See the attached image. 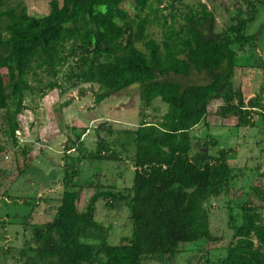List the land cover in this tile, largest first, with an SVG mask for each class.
<instances>
[{
  "label": "trees",
  "instance_id": "16d2710c",
  "mask_svg": "<svg viewBox=\"0 0 264 264\" xmlns=\"http://www.w3.org/2000/svg\"><path fill=\"white\" fill-rule=\"evenodd\" d=\"M124 2L132 15L122 8ZM235 8L220 31L201 0H49L41 16L28 15L20 2L0 11V130L23 159L31 149L17 143L18 116L48 92L62 95L82 84L96 85L97 104L135 86L143 109L154 99L167 107L152 122L140 114L133 129L97 124L95 132L103 137L94 141L93 151L82 145L87 130L70 128L73 140L61 153V194L56 200L34 199L35 204L53 200L54 208L42 209L53 210L51 220L31 224L25 218L28 236L22 235L13 253L0 245V264L8 259L13 264H175L179 255L194 250L191 246L209 244L206 205L233 188L229 160L236 147H218L209 136L191 138L190 131L208 126L211 103L214 114L233 117L236 128H264V79L248 99L233 82L236 66L244 68L236 64L238 53L248 48L251 57L255 51L257 34L245 30L258 8L264 11V0H239ZM257 63L251 68L264 74V62ZM191 76L204 82L176 80ZM85 159L124 160L132 169L131 185L115 188L94 178L79 183L75 163ZM240 188V199L226 200L230 239L215 264H264V189ZM99 199L108 211L119 203L127 208L129 232L116 243L107 241V230L95 221ZM207 263L204 257L202 264Z\"/></svg>",
  "mask_w": 264,
  "mask_h": 264
},
{
  "label": "rangeland",
  "instance_id": "374dc122",
  "mask_svg": "<svg viewBox=\"0 0 264 264\" xmlns=\"http://www.w3.org/2000/svg\"><path fill=\"white\" fill-rule=\"evenodd\" d=\"M48 1L0 0V11L20 2L26 7L28 15L41 16L48 11ZM201 1L212 12L218 31L222 30L234 17L235 6L239 5V0ZM122 8L132 15V9L127 2L122 4ZM151 30L157 35L155 29ZM245 33L257 34L255 51L252 52L251 57H248L251 51L248 48L238 53L236 64L244 68L236 66L233 82L241 87L243 97L248 99L253 94H257L258 85L264 79V74L259 69L251 68L258 64L259 60L264 62V11L261 8H258L255 19L247 24ZM246 66L248 69L245 68ZM176 80L181 84L204 82L202 78L194 76L188 79L178 77ZM96 90V85L82 84L62 95L56 91L48 92L42 99L28 104L27 110L18 116L20 130L17 135L18 144L30 146L31 152L26 160L9 145L0 130V147L3 148V151L0 150V233L3 231L4 234V238L0 239V245L10 249L12 253L20 247L22 235L28 236L27 226L24 225L25 218L29 219L28 223L31 224L43 223L52 218L53 210L47 209L46 213H42V209L45 206L54 208L53 200L35 204L34 199L37 196L41 198L48 196L56 200V197L61 194L63 181L61 153L64 144L73 140L74 135L70 128L75 127L78 133H80L79 129L80 131L86 129L82 137V145L88 151H93L94 141L97 137H103L100 132H95L97 124L106 122L114 129H133L140 121V114L146 122H152L167 109L166 105L158 99H154L150 107L143 109L139 105L135 86L111 95L97 104L93 102V92ZM64 102H67L66 106H62ZM208 109L206 118L208 126L198 125L190 131V135L191 138L197 136L198 139L209 136L218 147H236L229 160L233 175L230 183L233 184V188H230L226 195L211 199L206 205L212 237L209 244L199 243L195 247L191 246L190 249L194 250L179 255L175 264H202L204 257L209 260L207 264H215L216 260L223 256L222 247L230 239V232L226 228V200L238 198L241 186L244 191L248 190L250 184L264 189V128L258 125L253 128H236L233 117L224 119L217 117L212 103L209 104ZM114 150L117 153L120 152L118 148ZM69 155H75V152L70 150ZM123 156L121 154V157ZM27 161L30 164L24 167ZM75 167L79 168L77 178L79 183H83L87 178H94L115 188H128L132 183V169L124 160L115 162L85 159L75 163ZM21 169L23 171L18 172ZM257 173L263 176H258ZM2 192L5 193V197L1 196ZM87 195L88 191L80 193L77 200L79 208L84 205ZM241 197L242 194L239 199ZM250 198L257 204L252 196ZM95 208V221L107 230L109 243H116L128 234V211L123 203H119L114 210L108 211L103 207L102 199H99ZM261 215L264 222V211ZM1 220L5 221L4 225H1ZM7 262L13 264L10 259Z\"/></svg>",
  "mask_w": 264,
  "mask_h": 264
},
{
  "label": "built area",
  "instance_id": "2783aa9c",
  "mask_svg": "<svg viewBox=\"0 0 264 264\" xmlns=\"http://www.w3.org/2000/svg\"><path fill=\"white\" fill-rule=\"evenodd\" d=\"M16 135H18V132H16Z\"/></svg>",
  "mask_w": 264,
  "mask_h": 264
}]
</instances>
